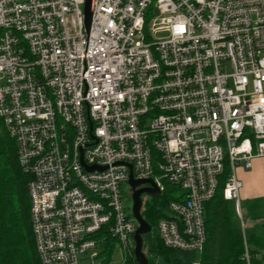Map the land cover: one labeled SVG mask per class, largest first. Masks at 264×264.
I'll list each match as a JSON object with an SVG mask.
<instances>
[{"label":"built area","instance_id":"obj_1","mask_svg":"<svg viewBox=\"0 0 264 264\" xmlns=\"http://www.w3.org/2000/svg\"><path fill=\"white\" fill-rule=\"evenodd\" d=\"M85 1L0 0V119L31 176L41 264H107L110 241L134 256L127 164L184 192L158 234L198 253L229 165L252 264L237 170L264 157V0H93L89 31Z\"/></svg>","mask_w":264,"mask_h":264},{"label":"trees","instance_id":"obj_2","mask_svg":"<svg viewBox=\"0 0 264 264\" xmlns=\"http://www.w3.org/2000/svg\"><path fill=\"white\" fill-rule=\"evenodd\" d=\"M17 150L0 119V264H41L30 219L28 184L31 176L20 168ZM229 173V165H226L214 198L205 205L206 243L201 253L169 249L159 238V221L174 219L170 203L183 200L184 192L173 198L172 192L179 188L167 184L161 196L144 201L142 216L152 228L144 236V252L149 264H244V242L235 205L223 197ZM247 242L252 264H264V236L252 235ZM109 243L112 247L115 242ZM105 253L103 251L102 255ZM127 264H138L135 256Z\"/></svg>","mask_w":264,"mask_h":264},{"label":"water","instance_id":"obj_3","mask_svg":"<svg viewBox=\"0 0 264 264\" xmlns=\"http://www.w3.org/2000/svg\"><path fill=\"white\" fill-rule=\"evenodd\" d=\"M92 4L93 0H86L84 4V16L86 29L89 31L92 22ZM130 169L128 185L130 187L132 208L131 215L137 223V230L134 234V256L138 264H149V259L144 252V236L149 234L152 230L150 224L143 218L142 209L144 204L143 196L146 195L150 198H158L160 190L155 184L153 179H135L134 172L131 164H127ZM88 171H94L96 166L88 167ZM101 170V169H100Z\"/></svg>","mask_w":264,"mask_h":264},{"label":"rangeland","instance_id":"obj_4","mask_svg":"<svg viewBox=\"0 0 264 264\" xmlns=\"http://www.w3.org/2000/svg\"><path fill=\"white\" fill-rule=\"evenodd\" d=\"M152 36L155 39L157 38L161 39V38H164L166 34L161 33V34L152 35ZM165 186H167L166 183H165ZM122 191H123V199H124L126 211L128 214H130L131 208H132V198L130 194L129 185L123 186ZM182 192L183 191L176 189L172 192L171 196L173 198H178ZM143 199L144 201H151L153 198H150L144 195ZM241 205H242V212L244 215V220L246 223V230H245L246 237L248 239L251 238L252 235L263 237L264 236V212L260 211L259 209L258 210L252 209L250 206H247L244 202L241 203ZM238 224L240 226L239 221H238ZM133 247H135L134 243H133ZM103 257H106V259H108L107 264H121L123 260V253L121 249H119V247L114 245L108 248V250L106 251ZM102 259L103 258L97 259L96 264H100L102 262Z\"/></svg>","mask_w":264,"mask_h":264},{"label":"crops","instance_id":"obj_5","mask_svg":"<svg viewBox=\"0 0 264 264\" xmlns=\"http://www.w3.org/2000/svg\"><path fill=\"white\" fill-rule=\"evenodd\" d=\"M237 176L243 184L241 203L264 212V157L254 159L249 170L239 168Z\"/></svg>","mask_w":264,"mask_h":264}]
</instances>
